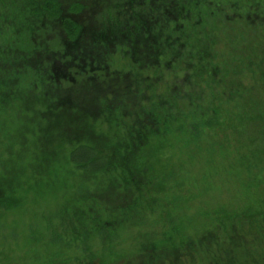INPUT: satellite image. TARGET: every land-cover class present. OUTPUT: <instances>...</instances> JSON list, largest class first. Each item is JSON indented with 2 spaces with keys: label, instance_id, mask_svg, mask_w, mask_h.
Instances as JSON below:
<instances>
[{
  "label": "trees",
  "instance_id": "1",
  "mask_svg": "<svg viewBox=\"0 0 264 264\" xmlns=\"http://www.w3.org/2000/svg\"><path fill=\"white\" fill-rule=\"evenodd\" d=\"M260 88L264 0H0V217L79 189L32 264H264Z\"/></svg>",
  "mask_w": 264,
  "mask_h": 264
},
{
  "label": "rangeland",
  "instance_id": "2",
  "mask_svg": "<svg viewBox=\"0 0 264 264\" xmlns=\"http://www.w3.org/2000/svg\"><path fill=\"white\" fill-rule=\"evenodd\" d=\"M260 91L264 92L262 88ZM238 138L241 143H249L244 136ZM75 180L78 182L77 177ZM233 190H237L236 185ZM229 192L231 193V189ZM83 195L86 193L79 189L35 191L28 196L22 207L3 213L0 217V253L5 262L1 264H32L34 263L33 257H40L42 261L49 258L57 250V247L52 244L54 231H58V234L63 232L62 223H69L78 209L72 202L75 203L79 196ZM71 229L68 230L72 231ZM137 232L138 229L125 230L123 238L117 240L118 247L120 245V248L130 249L133 245L140 243L142 237L137 236ZM94 238L95 236L88 239L92 252L97 251ZM84 244L68 245L69 247L65 245L64 259L68 258L73 260V264H77L74 256L81 255V248L86 247ZM95 263L99 262L95 261Z\"/></svg>",
  "mask_w": 264,
  "mask_h": 264
}]
</instances>
